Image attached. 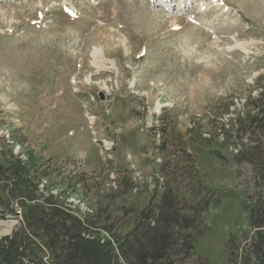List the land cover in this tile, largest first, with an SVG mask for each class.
Returning <instances> with one entry per match:
<instances>
[{"label": "rangeland", "instance_id": "rangeland-1", "mask_svg": "<svg viewBox=\"0 0 264 264\" xmlns=\"http://www.w3.org/2000/svg\"><path fill=\"white\" fill-rule=\"evenodd\" d=\"M97 47L114 67H94ZM261 117L264 0H0V139L83 173L90 188L69 198L82 211L104 193L146 207L167 129L212 195L198 254L228 264L230 236L248 231ZM15 224L0 219V237Z\"/></svg>", "mask_w": 264, "mask_h": 264}, {"label": "trees", "instance_id": "trees-1", "mask_svg": "<svg viewBox=\"0 0 264 264\" xmlns=\"http://www.w3.org/2000/svg\"><path fill=\"white\" fill-rule=\"evenodd\" d=\"M258 122L264 127V117ZM156 130L162 161L149 204H119L117 195L104 193L87 211L69 202L80 188H90L83 173H67L30 149L23 158L2 137L0 219L16 224L0 237V264H211L198 254L197 240L207 230L212 195L181 141ZM11 142L24 145L15 131ZM248 157L256 191L243 206L248 231L231 235L226 245L228 264H264V159Z\"/></svg>", "mask_w": 264, "mask_h": 264}, {"label": "bare ground", "instance_id": "bare-ground-1", "mask_svg": "<svg viewBox=\"0 0 264 264\" xmlns=\"http://www.w3.org/2000/svg\"><path fill=\"white\" fill-rule=\"evenodd\" d=\"M92 57L94 59V67L97 68L98 70H103L106 68H112L114 67L115 63L112 60H108L105 57L104 49L103 47L101 48H96L94 49V52L92 54ZM107 64H112L111 67H109ZM89 81V80H88ZM105 87L107 88V84H105ZM159 107V105H158Z\"/></svg>", "mask_w": 264, "mask_h": 264}, {"label": "built area", "instance_id": "built-area-1", "mask_svg": "<svg viewBox=\"0 0 264 264\" xmlns=\"http://www.w3.org/2000/svg\"><path fill=\"white\" fill-rule=\"evenodd\" d=\"M224 136V134H222V137Z\"/></svg>", "mask_w": 264, "mask_h": 264}]
</instances>
